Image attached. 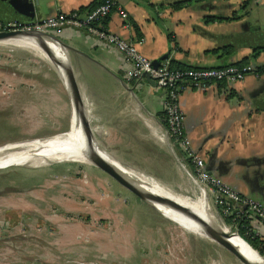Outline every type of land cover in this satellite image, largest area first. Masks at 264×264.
<instances>
[{
	"label": "crops",
	"instance_id": "0c3cea01",
	"mask_svg": "<svg viewBox=\"0 0 264 264\" xmlns=\"http://www.w3.org/2000/svg\"><path fill=\"white\" fill-rule=\"evenodd\" d=\"M93 1L0 0V20L27 24L74 10L83 16ZM114 1L124 8L127 18L112 11L106 18L107 30L133 43L143 39L137 48L150 60L169 51L166 59L184 67H220L244 59L264 66V0H251L245 8V0ZM178 1L184 5L173 9ZM207 16L222 19L206 22ZM50 34L61 41L83 105L90 109L92 131L99 130L100 148L112 159L121 147L134 155L140 153L144 159L140 165L128 167L155 177L165 189L168 179L190 183L191 176L178 161L187 165L185 156L165 138L164 92L145 77L136 79L118 49L84 29L65 26ZM228 47L231 51L225 52ZM257 47L262 48L253 57ZM59 78L64 84V115L68 116L72 111L70 88L65 78ZM179 105L184 133L206 169L264 205V74H248L208 90L187 89ZM209 202L213 203L212 198ZM255 223L261 254L255 250L264 257V222Z\"/></svg>",
	"mask_w": 264,
	"mask_h": 264
},
{
	"label": "rangeland",
	"instance_id": "374dc122",
	"mask_svg": "<svg viewBox=\"0 0 264 264\" xmlns=\"http://www.w3.org/2000/svg\"><path fill=\"white\" fill-rule=\"evenodd\" d=\"M57 73L40 49L0 42V147L67 131L72 117L64 115V84ZM98 132L92 131L95 145L112 159L100 148ZM120 151L112 162L126 171L144 160L140 153ZM178 161L191 182L168 179L166 190L193 199L199 189L192 164ZM210 198L211 212L223 225ZM0 264L243 263L214 240L166 218L94 164L49 161L0 168Z\"/></svg>",
	"mask_w": 264,
	"mask_h": 264
},
{
	"label": "built area",
	"instance_id": "2783aa9c",
	"mask_svg": "<svg viewBox=\"0 0 264 264\" xmlns=\"http://www.w3.org/2000/svg\"><path fill=\"white\" fill-rule=\"evenodd\" d=\"M115 11L125 20L127 12L114 0H104L94 8L80 15L77 10L67 13H57L31 23L23 24L0 20V32L22 30H37L45 32L59 31L65 26L84 29L113 45L123 55L125 65L131 66V73L136 79H141L148 73L155 86L164 92L163 122L165 138L169 146L179 148L185 159H189L194 171V181L198 187L211 196L219 208L222 224L229 232L238 233L243 238L255 237V222H264V205L262 202L238 193L226 183L214 178L206 169L203 158L193 149L184 133V115L179 105L180 95L187 89L208 90L218 83H234L244 79L248 74L259 76L264 74V66L258 67L248 61L241 65H226L220 67H173L170 61L162 60L158 67L153 68L151 60L140 52L137 43L127 41L120 35L110 32L103 21ZM124 26H129L125 23Z\"/></svg>",
	"mask_w": 264,
	"mask_h": 264
},
{
	"label": "bare ground",
	"instance_id": "6f19581e",
	"mask_svg": "<svg viewBox=\"0 0 264 264\" xmlns=\"http://www.w3.org/2000/svg\"><path fill=\"white\" fill-rule=\"evenodd\" d=\"M0 42L10 43L17 47H26L28 49H40L41 53L43 52L44 57L50 62L56 72H59L60 75H64L65 68L67 74L66 84L70 86L72 98V123L67 131L45 138H36L13 145L1 146L0 168L25 163H32L33 166H39L49 161L89 162L85 156L87 143L83 137L82 126L86 122L92 131L90 109L84 107L85 102L79 93L76 81L75 79L73 80L70 75L65 60L66 53H64V48L59 44L52 43L46 38L39 36H34V38H14ZM77 99H79L80 104ZM78 110L80 111L81 117L78 116ZM119 169L134 180L135 184L145 191L146 194L154 198L153 201L156 203L154 205L163 216L179 223L199 236L211 240V237L202 228L198 218H209L211 222L216 223L218 222V217L211 212V207L207 201V194L198 186H196V188L197 190L199 189V192L193 199L172 195L159 181L154 179L155 177L152 178L136 169L127 171L123 168ZM170 195L173 196L176 202H172L173 199H170V197H172ZM183 208L186 210H183ZM188 212L190 214H188ZM230 242L240 248L242 253L249 259L254 261L260 260L257 253L241 238L233 236L230 238Z\"/></svg>",
	"mask_w": 264,
	"mask_h": 264
},
{
	"label": "water",
	"instance_id": "95a60500",
	"mask_svg": "<svg viewBox=\"0 0 264 264\" xmlns=\"http://www.w3.org/2000/svg\"><path fill=\"white\" fill-rule=\"evenodd\" d=\"M34 36H39L46 38L48 41L52 43H56L61 45V41L53 36L52 34L45 32V31H37V30H14V31H4L0 32V41L8 40V39H14V38H34ZM169 55V51L157 59L151 60V65L153 68L158 67L159 63L166 59ZM65 60L67 62L66 56ZM68 69L70 71V75L72 79L74 80V74L72 72L71 67L69 66L67 62ZM59 73V72H58ZM60 75V74H59ZM64 81L67 80V74L66 69L64 68V75H60ZM143 77L148 79L151 83H154V81L150 78L148 73H144ZM69 86V85H68ZM70 88V86H69ZM79 103V99H77ZM74 103V101H73ZM80 104V103H79ZM77 105V104H76ZM78 116L81 117L80 111L78 110ZM83 129V137L85 139V142L87 143V149L85 150V156L87 157L88 161L95 166L102 169L105 173H107L110 177H112L116 182H118L120 185L125 187L127 190H129L131 193H133L136 197H138L140 200L146 202L147 204L151 205L153 208L157 210V207L154 205L156 204L153 201V197H150L148 194L145 193L142 189H140L129 176L125 175L124 172H122L119 168V165H115L114 162H112V159H109L105 154L101 152V150H98L97 146L95 145L94 139L92 137V131L88 127V124L85 122V124L82 126ZM171 199V198H170ZM172 202H176L172 200ZM173 207V205H172ZM183 210H186L183 208ZM188 214H190L188 212ZM197 218V217H196ZM202 228L206 231V233L211 237V240H214L221 246H223L228 252H230L232 255H234L240 262L243 264H264V257L260 255L254 248H252L248 242L241 237L238 233L235 232H229L224 228L223 225H220L219 223L211 222L209 218H198ZM233 236H237L241 238L244 242H246L252 250H254L260 260L254 261L249 259L242 253L241 249L236 247L230 242V238Z\"/></svg>",
	"mask_w": 264,
	"mask_h": 264
},
{
	"label": "trees",
	"instance_id": "16d2710c",
	"mask_svg": "<svg viewBox=\"0 0 264 264\" xmlns=\"http://www.w3.org/2000/svg\"><path fill=\"white\" fill-rule=\"evenodd\" d=\"M103 1H104V0H94V1L88 6V8H89L88 10L94 8L95 6H97L98 4L102 3ZM250 1H251V0H245V1L242 3V8H245V7L250 3ZM183 5H184V2H183V1H178V2H175V3L172 4V8H173V9H179V8H181ZM234 18H236V15H234V16H232V17H229V19H234ZM221 19H222V18H220V17L207 16V17H206V22H211V21L221 20ZM105 22H106V19L103 21V25H104V26H105ZM261 48H262V47H257V48H255V49H254V52H253V54H252V56L255 57V56L258 54V52L261 50ZM224 51H225V52H229V51H231V48L228 47V48H226ZM170 62H171L170 64H171L173 67H184V66H185V65H181V64H179V63H175V62H173V61H170ZM246 62H248V60H247V59H244V60H242V62L237 63V64H235V65H241V64L246 63ZM185 161H186L187 163L190 164L189 159H185ZM244 239L248 242V244H249L252 248L258 250V252L261 254V248H260L259 245L256 243L255 237H248V238H244Z\"/></svg>",
	"mask_w": 264,
	"mask_h": 264
}]
</instances>
